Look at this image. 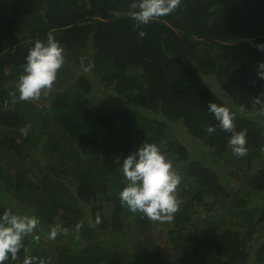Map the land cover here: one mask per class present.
<instances>
[{"label":"trees","instance_id":"trees-1","mask_svg":"<svg viewBox=\"0 0 264 264\" xmlns=\"http://www.w3.org/2000/svg\"><path fill=\"white\" fill-rule=\"evenodd\" d=\"M258 1L240 8L233 0H182L171 15L138 25L133 0H0V211L14 205L41 220L38 241L26 237L7 264L26 256L34 264H264ZM50 32L65 64L50 91L20 100L25 58ZM209 103L236 112L246 156L233 155L231 133ZM144 142L160 145L181 177L179 209L161 220L172 227L168 255L155 244L159 222L119 199L125 179L116 157ZM201 206L203 223L194 217ZM56 225L68 235L50 240ZM133 226L136 235L126 231Z\"/></svg>","mask_w":264,"mask_h":264},{"label":"clouds","instance_id":"clouds-1","mask_svg":"<svg viewBox=\"0 0 264 264\" xmlns=\"http://www.w3.org/2000/svg\"><path fill=\"white\" fill-rule=\"evenodd\" d=\"M182 0H133L132 13L138 25H148L158 18L171 15ZM141 37L146 33L141 31ZM264 50V44L258 45ZM23 73L16 85L19 99L23 101L39 99L42 92L50 91L57 80L59 70L65 64L64 48L50 32L47 41L37 40L30 48L25 58ZM258 78L264 80V63L258 65ZM261 103V97H257ZM207 110L213 114L218 126L231 133L228 145L233 155L244 157L247 155V130L236 131V112L225 105L209 103ZM216 127L209 126L208 133H214ZM122 160V163H121ZM115 162L125 179V186L119 192L122 206H126L133 213H141L152 221L171 220L172 215L179 209L177 199L178 186L181 177L174 171L172 160L168 158L161 146L156 143L144 142L125 158L116 157ZM99 223V218H97ZM41 225L40 218L35 214L16 210L10 206L0 211V264L16 260L18 253L24 247L26 237L36 235ZM82 224L76 225V232ZM58 235H68L66 228L60 225L51 227L48 239L55 240ZM35 257L26 256L23 264H34ZM39 264H44L40 261Z\"/></svg>","mask_w":264,"mask_h":264},{"label":"rangeland","instance_id":"rangeland-1","mask_svg":"<svg viewBox=\"0 0 264 264\" xmlns=\"http://www.w3.org/2000/svg\"><path fill=\"white\" fill-rule=\"evenodd\" d=\"M235 0H233V2H234ZM250 1H252L253 2V4L255 3V2H257L258 0H250ZM258 2H261V3H263L264 1H262V0H260V1H258ZM233 5V4H232ZM221 7H223V6H221ZM232 9H230L229 11H231ZM90 68V62L88 61L87 62V65H86V69H89ZM99 88H101V86H99ZM108 93L109 94H111V95H113L114 93L112 92V91H108ZM49 105V104H48ZM192 143H195L194 141H192ZM191 143V144H192ZM195 150V149H194ZM198 153V152H197ZM202 154V153H201ZM234 180V183H233V187H237L239 184H237V180L236 179H233ZM205 207H203V206H201V208H195V215H194V217H196L198 220H199V223H203L204 222V220H209V218H208V215H207V213H206V211H205ZM197 211H198V213H197ZM197 220V221H198ZM159 223H157V225H156V227H155V229H156V231H155V241H156V243L155 244H157L158 245V247L159 248H161V250H162V252H164V254L165 255H168V254H170V253H172V250H169V248H170V244L168 243V239H167V236H166V234L168 233V230H169V227L170 226H168V227H166L165 226V224H163V223H161V220L160 221H158ZM168 225H171V223H169L168 222ZM204 226V225H203ZM170 228H172V227H170ZM204 228H206V226H204ZM126 231L129 233V234H131V235H136V231H135V228H134V226L131 228V227H127V229H126ZM105 237H100V239H104ZM119 239V238H118ZM259 243V242H258ZM54 244V243H53ZM169 250V251H168ZM54 249H51V253H53L54 254Z\"/></svg>","mask_w":264,"mask_h":264},{"label":"flooded vegetation","instance_id":"flooded-vegetation-1","mask_svg":"<svg viewBox=\"0 0 264 264\" xmlns=\"http://www.w3.org/2000/svg\"><path fill=\"white\" fill-rule=\"evenodd\" d=\"M246 1L247 0H235L233 4L240 8H244Z\"/></svg>","mask_w":264,"mask_h":264}]
</instances>
